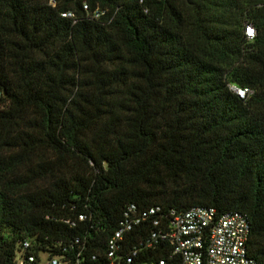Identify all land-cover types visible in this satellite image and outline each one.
<instances>
[{
	"label": "trees",
	"instance_id": "trees-1",
	"mask_svg": "<svg viewBox=\"0 0 264 264\" xmlns=\"http://www.w3.org/2000/svg\"><path fill=\"white\" fill-rule=\"evenodd\" d=\"M132 206L123 264H178L153 221L195 207L264 264V0H0L1 264H109Z\"/></svg>",
	"mask_w": 264,
	"mask_h": 264
},
{
	"label": "built area",
	"instance_id": "built-area-1",
	"mask_svg": "<svg viewBox=\"0 0 264 264\" xmlns=\"http://www.w3.org/2000/svg\"><path fill=\"white\" fill-rule=\"evenodd\" d=\"M101 15L100 12L96 17ZM71 17V14H64ZM249 40L256 37L253 25L246 27ZM241 97L252 94L249 89H235ZM161 208L156 207L148 211L138 212L134 206L125 213L119 228L108 242L107 258L109 264H123L124 257L119 255L121 243L125 235L132 232L157 213ZM163 216L153 221L155 227H160L159 233L154 232L150 246L159 237L171 241L174 246V255L179 257L178 264H259L248 254L247 242L250 235V224L245 214L227 212L219 214L212 207H195L187 212L173 216L167 229H163ZM30 244L22 243L20 251L16 253V264L36 262V257L28 255ZM132 259L129 260V264ZM1 264V262H0ZM47 264H67L60 258L48 259ZM147 264H165V261Z\"/></svg>",
	"mask_w": 264,
	"mask_h": 264
},
{
	"label": "rangeland",
	"instance_id": "rangeland-1",
	"mask_svg": "<svg viewBox=\"0 0 264 264\" xmlns=\"http://www.w3.org/2000/svg\"><path fill=\"white\" fill-rule=\"evenodd\" d=\"M42 264H47L48 256L46 254L41 255Z\"/></svg>",
	"mask_w": 264,
	"mask_h": 264
}]
</instances>
